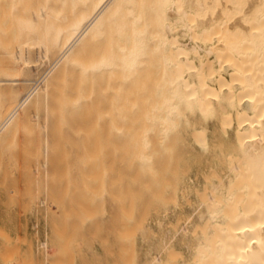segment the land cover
Wrapping results in <instances>:
<instances>
[{
    "label": "bare ground",
    "instance_id": "obj_1",
    "mask_svg": "<svg viewBox=\"0 0 264 264\" xmlns=\"http://www.w3.org/2000/svg\"><path fill=\"white\" fill-rule=\"evenodd\" d=\"M263 77L264 0H0V142L24 133L34 144V153L23 148L34 163L17 153L14 170L30 180L23 194L35 202L42 190L52 203H78L85 213L83 203L96 201L128 203L129 220L139 210L133 203L165 212L187 191L186 137L203 150L208 119L227 141L234 126L235 148L230 141L231 151L222 148L227 160L236 158L227 164L233 176L213 187L206 180L211 187L197 196L210 222L190 251L194 264H264ZM158 223L160 252L169 255L153 263L176 264L183 252ZM123 232L120 239L133 237Z\"/></svg>",
    "mask_w": 264,
    "mask_h": 264
},
{
    "label": "rangeland",
    "instance_id": "obj_2",
    "mask_svg": "<svg viewBox=\"0 0 264 264\" xmlns=\"http://www.w3.org/2000/svg\"><path fill=\"white\" fill-rule=\"evenodd\" d=\"M44 68L47 69L48 65ZM45 69H43V70H45ZM206 126L208 128L207 134L209 133L207 136V138H208L207 140L211 141V151L210 152L208 149L209 144H208V147L206 149L202 150V148L200 146H197L193 142L192 137H190V135L188 137H186L187 139H189L188 142H190L189 144L187 143V145L189 147L188 151L190 154V155L188 154L189 158H187V159H189L188 162H190L189 163L190 170L186 174V178L182 184V187L187 188V191H188V192L184 191L185 198L180 197L181 198V199L179 198L180 203H177L176 206L171 205V206L167 207V210L165 212H160L158 210L157 203H141V204L140 203H133L136 207L139 208V210H138V213L134 216V219L132 218L130 220L127 218V215H125V214H127V212H126L127 208L126 207H128V205H127L128 203H121V204L120 203H101V205H103V206H100L99 205L100 202L98 203V201H96L94 203H88L89 206L85 205L86 203H83L84 206H86L85 209H87V211H88V209L89 210L91 209L90 212H93L92 214L97 213L94 217L93 216L90 217L91 216L90 212L89 213L86 212V213H88V214H86L84 212V209L82 210L80 208L81 204L77 205L78 203H52L50 196L42 190H40L41 192H40V194H38V199H40V202L38 201V199H36V202H35V198H33V196H32V198L34 201L31 200L32 198L30 196H28V195H26L27 197L24 196L25 194H28V192H27L28 190L26 191V189H28V188H26V187L22 188V186L23 185L27 186L26 182L29 185L28 182L30 180L26 181V178H27L26 176L23 177L22 176L23 174L20 175V174L15 172L14 169H16V168H14V163H15V160L17 159V158L15 159V156L17 155V153H19V154L21 153V156L23 155V153H25V155L29 156L28 160L34 158L33 154H32L33 156L29 155L34 150L33 149L34 144L32 145L31 143H29V141H30L29 139H28L29 141L28 140L25 141V139L29 138V137H27V136L24 137L22 135L24 133H19L18 136L20 139H18L17 135L12 137V139L10 137V142H9V140L6 141V139H4L3 141L0 142V144H2V145H0L1 146V148H0V165H1L0 166V232L3 233V235H0V255H2V252H4L3 248L7 247L8 249L6 248L5 251L7 250L8 252L6 251L5 253L8 254L9 256H7L4 253L5 255H3V257L2 256H0V257H2L4 259V257L7 256L8 259L11 260L8 262V259H6V261H7L6 264H14V263L15 264H17V263L18 264H21V263L22 264H26V263L27 264L28 263H31V264H49V263L50 264H53V263L54 264H56V263L57 264H61V263L62 264H70V263L71 264H125L124 260L128 259V258H129L128 262H130L128 264H155V263H153V260L158 255L163 260L167 259L166 257H167V255H169L168 251H167V254H166V251L160 252L161 251L160 243H159L160 229L158 227V225H159L158 222L165 221L164 230H171L172 235L175 236V240L173 241V244H172L173 247L172 248L183 252V257L177 259L176 264H181V263L182 264H194V262L190 261V259H191L190 251L193 250L198 245L200 239L202 238V236H204L205 230L207 228H209L208 222H210L208 209L205 207V205H203L206 203L202 204L201 199H199L200 196L197 197L198 194H200L199 191L202 192L203 189L205 190V187L208 188V186L210 188L211 187L210 185L213 182L214 183H213L212 187L215 186L218 182L217 180L219 177H220L219 180L220 181L222 180L223 184H225V183L227 184L228 183L226 180L228 177L227 174L228 175L232 174L229 176H231V177L233 176V173L229 172L230 166L228 167L227 164H229L230 161L233 162L234 160H236V158L232 157V156H230V158L231 157L233 158V159L231 158L232 160L231 159H229L230 161L227 160L226 155L229 153H226V155H224L225 150L230 145L235 143L234 137L232 136V132H231L233 129L232 127H234V126H232L231 128L227 127V129L230 128V130L228 129V131H230V135H229V137H227V139H229L230 143H229V141H227L225 139L226 137H224L221 133H219V131L216 130V129H218L219 126H218V123L216 122L215 119H208L206 122ZM22 137H24L25 146H23V142H22L23 138ZM190 139H191V141H190ZM224 139L226 140V142H223V141H225ZM231 139H232V141H231ZM209 141H208V143H209ZM232 142H234V143H232ZM28 144H31L32 146L29 147ZM220 145L223 146V147L221 146V150H224L222 152L220 150ZM17 146H19V147L16 148ZM212 146H213V148H212ZM199 147L201 150L199 149ZM214 147H217L218 152H213ZM233 147L235 148V146L232 145L231 149H234ZM23 148H29V149H26V151H28L30 153L27 154L28 152L26 153L25 149L23 150ZM222 148H226V149H222ZM15 149H19V150H17V152L15 151L16 152L15 153L14 152ZM229 149L230 148H228L227 151H231V149L230 150ZM219 151L222 154H220ZM34 152H35V150L33 151V153ZM13 154H14V156H13ZM2 155L5 157H3ZM25 155H23L24 157H21V158L22 159L25 158ZM27 156H26L25 161H27ZM217 156H219V157H217ZM16 157L20 158L19 156H16ZM215 157H217V158H215ZM21 158L19 159V161H21ZM30 161H27V162L30 163ZM33 161H34V159H32L31 163H34ZM216 164H218V165H216ZM4 167L6 170H4ZM7 168H9V170ZM10 168H12V170ZM212 168H214L215 173L217 175H215ZM210 169H212V170H210ZM9 171H10L9 174H11V175L8 174ZM203 172H204V174H203ZM4 173H7L8 175L6 176V174L4 175ZM211 173H214V175L217 177L215 178L213 175L210 176L209 174H211ZM15 174H17L16 177H15ZM218 175H220V176H218ZM9 176H11V177H9ZM202 176H204V177H202ZM206 176H210V177L209 178L207 177L208 179H206ZM4 177L6 178V181L4 182V186H3V184H1V182H3V180H5ZM18 178H20V179L18 180ZM23 178H25V179H23ZM203 178H204V180H203ZM221 178H223V179H221ZM22 179L24 182H22ZM206 180L210 181L211 184ZM20 182L25 183V184H20ZM204 184H205V187L203 186ZM64 186H65V184H64ZM14 187L16 190L15 192H14ZM27 187H29V186H27ZM64 189H65V187L63 188V190ZM17 190H19V191H17ZM23 192H25V194H23ZM13 193H17L18 195L15 194L16 196H14ZM41 193H43V194H41ZM44 194H45V196H44ZM180 195H181V193L179 194V196ZM20 196H21L22 201L20 200ZM22 196H24V197L22 198ZM28 197H30V200H28ZM182 199H185V200H182ZM28 201H31V202L33 201V202H32V204H30L31 202L28 203ZM42 201H45L44 205L41 203ZM49 201H51V202H49ZM183 201H187V202L184 203ZM212 204H214V203H212ZM217 204H220V203H217ZM223 204H220V206L216 205L217 210L222 211L221 209L225 210L228 207V206H226L227 205L226 203H223ZM121 205L123 206L122 212H124L126 209V211L124 213H121V211H120L121 209H119V206H121ZM28 206L30 207L29 209H28ZM77 206H79V207H77ZM225 206H226V208H223ZM61 207H63V208H61ZM70 208L74 209V211H76V212L72 211V209H70ZM227 209H229V208H227ZM69 210H71V211H69ZM94 211H95V213H94ZM142 211H144L143 214H142ZM202 211H204V212H202ZM82 212L84 215L86 214L85 217L83 216V214H81ZM73 214H74V216H73ZM142 215H143V217H142ZM139 217H141L140 220H139ZM62 219L64 220V222ZM84 219L86 221H84ZM121 219L123 220L122 223L125 221L124 222L125 225L120 223ZM138 220L140 222L138 224L139 225L141 224L139 227H138V225L136 226V223ZM167 220H169V224H168ZM174 220H175V222L178 220L179 221H178V223L177 222L174 223ZM80 222H83V223H80ZM183 222H184V224H183ZM198 222L201 224H199ZM204 223L205 224L208 223V224L206 225L207 227L204 228L205 229L204 233H202L201 230H202V225ZM56 224H57V226H56ZM170 224H172V225L175 224L173 226L174 228H172V225H170ZM181 224L183 227H185L187 229L186 232H181L179 230V227L181 226ZM130 226L132 228H130ZM182 226L180 227V229L182 228ZM123 228L125 229V232H126V230H128V232L130 231V229L133 230L135 232L134 234L132 231H131V233L129 232V236H130V234L131 235L133 234V237L130 236L128 238V235H126L127 237L123 236V237H121L122 239H120L119 231L123 232V230H124ZM56 229L59 231L62 230V232H61L62 235L60 232H56L57 231ZM63 230H64V232H63ZM125 232H123V234H125ZM57 233L60 234L59 237L61 239L58 237ZM126 234H128V233H126ZM16 236L17 237L19 236L18 240H17V238H15ZM4 237L7 238L6 240H8V239L10 240V241L8 240L9 244L7 243V241H5ZM178 237L180 239L179 246L176 245V241H177ZM13 240L16 242V244ZM130 240L132 241V244H131ZM214 240L216 241L217 239L212 238L211 241H209V243H214L215 242ZM22 241H23V244H22ZM185 241H187L188 243H184ZM13 242H14V245H13ZM41 242H46L47 246L45 248L41 247L40 246ZM125 242H126V244H125ZM156 242H157V244H156ZM128 244H129V246H128ZM125 245L127 246V248H125ZM14 246H16V247L13 249L12 247H14ZM185 246H188L189 251L182 249ZM60 247H62V248H60ZM130 247H131V249H130ZM68 248H69V250H68ZM10 249H12V251ZM122 249H124V251ZM10 251L12 253H10ZM184 252H185V254H184ZM57 254H59L58 257H57ZM69 254H72V255L69 256ZM127 255L130 257L127 258L126 257ZM69 258H71V260ZM28 259L30 260V262ZM210 260L212 261L211 263H210ZM0 261H1V259H0ZM19 261H21V262L19 263ZM203 261H204V259L202 260V262ZM207 262H208V264L209 263L213 264L214 260L211 258H209V259L206 258L202 264H207ZM200 263L201 262H199L198 264H200ZM0 264H3V263L0 262Z\"/></svg>",
    "mask_w": 264,
    "mask_h": 264
},
{
    "label": "snow or ice",
    "instance_id": "obj_3",
    "mask_svg": "<svg viewBox=\"0 0 264 264\" xmlns=\"http://www.w3.org/2000/svg\"><path fill=\"white\" fill-rule=\"evenodd\" d=\"M248 8H249V11H251V7H252V5H251V3H249L248 5H246ZM244 15L245 16H247V13H244ZM211 151V141H209V152ZM184 243H188L187 241H185ZM179 244H180V239H179V237L177 238V241H176V245L177 246H179ZM161 264H162V262H161Z\"/></svg>",
    "mask_w": 264,
    "mask_h": 264
}]
</instances>
